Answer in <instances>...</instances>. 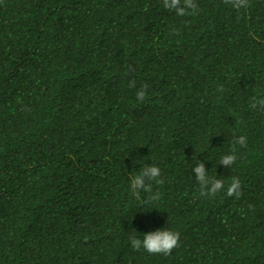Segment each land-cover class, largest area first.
Segmentation results:
<instances>
[{
  "label": "trees",
  "instance_id": "trees-1",
  "mask_svg": "<svg viewBox=\"0 0 264 264\" xmlns=\"http://www.w3.org/2000/svg\"><path fill=\"white\" fill-rule=\"evenodd\" d=\"M194 3L0 0V264H264V0Z\"/></svg>",
  "mask_w": 264,
  "mask_h": 264
},
{
  "label": "clouds",
  "instance_id": "clouds-1",
  "mask_svg": "<svg viewBox=\"0 0 264 264\" xmlns=\"http://www.w3.org/2000/svg\"><path fill=\"white\" fill-rule=\"evenodd\" d=\"M225 3L231 4L234 8L240 9L241 7L248 6V0H225ZM163 6L168 10H175L177 15L183 16L187 14L188 9H192L193 12L196 10V4L194 0H183V6H181V0H163ZM130 86H135V80L130 82ZM146 86H143L141 90L137 92V98L141 101L145 98ZM264 104V100L261 101ZM245 145L246 138L241 136L234 140V144ZM233 153L235 152V147H233ZM236 160L234 154L224 155L220 160V164L224 166H231ZM196 178L201 186V195H215L217 192L224 189V181L220 179L210 178L207 175L205 165L203 162L197 160V166L193 169ZM160 169L155 165H145L143 166L139 173L135 174L131 178L130 187L132 189L133 195H137L139 190L145 192L152 191L151 181H155L158 184H162L163 180L159 179ZM241 188V181L239 178H233L230 185L227 187L226 192L228 196L239 197ZM159 198V194L156 193L149 197L150 201H155ZM129 241L131 247L134 250H139L143 248L150 254H160L165 255L171 254L172 250L179 245L180 233L172 231L168 228H164L157 231H152L144 234L143 239H138L135 235H129Z\"/></svg>",
  "mask_w": 264,
  "mask_h": 264
}]
</instances>
